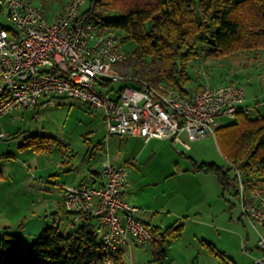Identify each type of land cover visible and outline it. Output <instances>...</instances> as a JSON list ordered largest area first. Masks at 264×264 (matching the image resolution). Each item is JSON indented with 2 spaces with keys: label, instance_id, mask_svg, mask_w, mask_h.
<instances>
[{
  "label": "built area",
  "instance_id": "built-area-1",
  "mask_svg": "<svg viewBox=\"0 0 264 264\" xmlns=\"http://www.w3.org/2000/svg\"><path fill=\"white\" fill-rule=\"evenodd\" d=\"M84 2L63 0L48 17L41 6L26 0H0V11H7L12 23L11 28H0V81L6 93L0 114L53 104V96L72 97L92 112L102 111L107 136L171 139L186 150L189 142L215 137L219 117L234 119L239 110L252 109L244 106V90L231 81L180 89L114 70L128 58L124 33L81 10ZM112 82L124 83L114 95L105 90ZM42 98L49 99L40 102ZM233 170L242 215L264 228V185ZM99 177L97 186L64 185L61 204L76 220L83 214L96 217L103 263L113 264L119 249L131 242L147 245L153 236L137 217L138 208L122 196L127 165L106 159ZM258 244L262 255L250 264H264V235L259 234Z\"/></svg>",
  "mask_w": 264,
  "mask_h": 264
},
{
  "label": "crops",
  "instance_id": "crops-1",
  "mask_svg": "<svg viewBox=\"0 0 264 264\" xmlns=\"http://www.w3.org/2000/svg\"><path fill=\"white\" fill-rule=\"evenodd\" d=\"M47 16L50 17L51 14L47 13ZM251 52L256 55L250 56L249 53ZM257 53L259 52L254 50H240L220 57L208 56L207 54H205L206 58L196 56L188 67L191 84L196 87L212 78H215V81L212 82L231 81L234 84L236 83L233 79L236 78L254 81L260 77L261 72H264V54L258 56ZM205 69L208 70V77L204 73ZM189 85L186 84L185 86ZM238 86L241 87V85ZM2 91L0 81V92ZM113 92L114 90L111 91L112 95H114ZM48 99L42 98L40 102H45ZM254 100V97L246 94L244 106H250L252 109L244 110V112L252 117L264 115L259 108L262 107L261 104L252 103ZM48 105L51 104L39 105V107ZM262 105L264 107V101ZM99 111L103 116L102 111ZM31 135L48 136L51 137L52 141L47 142L44 141L45 139H41L40 143L48 144V146L35 150L32 146L25 145L27 138ZM11 139L14 141L13 145L8 143ZM86 141L89 140L86 139ZM142 141L146 148L144 153L148 151L158 153L171 139H151L149 141L142 139ZM67 144H62L61 139L53 135L42 134L40 131L29 133L26 129L0 130V233L13 235L17 249L18 246L20 248L18 249L19 252H25L41 230L48 225L55 224L63 234L73 232L80 218L76 220L72 214L63 209L61 204L63 186H76L83 182H87L90 186H97L101 183L99 174L103 161L108 159L112 162L110 158L103 157L100 161L96 159L99 163L94 164L90 159L94 158L95 151H91L88 157L87 154L81 156L75 153L70 146L67 147ZM101 144L100 142L94 145L90 144L89 149L91 150V147H94V150L101 149ZM175 145L180 151L184 150L180 145L176 143ZM112 163L131 164L130 161ZM189 163L185 169H181L178 163H175V168L169 176L163 177L162 181H165V184L162 190L158 193L152 191L151 194L142 198L137 192H141V185H136L137 183L131 179V173L128 171V180L122 189V196L138 208L137 217L145 222L151 231L161 233L170 226L180 227V229L173 236L165 237L163 240L161 245L163 255L160 261L156 262L153 259L154 244L152 242L144 246H138L131 242L122 248L125 263L235 264L232 259H228L226 249L219 248L218 243L214 241L219 239L220 234L218 232L223 226L219 223V219L212 215L220 200L227 201L226 196L233 195L239 202L236 182L232 180L235 175L234 170L230 168L229 163L228 169L222 167L223 170H227L229 175L228 182L222 183L216 173L197 169L201 163L215 164L214 162H197L190 158ZM230 171L232 172L230 173ZM254 173L249 178L259 183L258 179L264 176L258 172ZM179 175H185L186 178L182 179L187 180L185 184L187 190L182 193H177L173 185H169V181L173 178L175 182ZM238 205L239 214L235 219L237 221L244 219L240 203ZM233 206L234 204H231L228 208L231 209ZM171 217H173V221L167 222V218ZM190 218L196 224L195 230L190 227V232L199 233L197 237L187 234ZM93 221L97 222L95 219ZM207 232H210L214 239L205 237ZM262 233L264 235V231ZM146 246H148L149 254L138 248H145ZM249 252L254 254L251 256V261L261 255L262 250L258 244V239L256 244L249 247Z\"/></svg>",
  "mask_w": 264,
  "mask_h": 264
},
{
  "label": "trees",
  "instance_id": "trees-1",
  "mask_svg": "<svg viewBox=\"0 0 264 264\" xmlns=\"http://www.w3.org/2000/svg\"><path fill=\"white\" fill-rule=\"evenodd\" d=\"M127 1L89 0L85 9L103 26L122 31L124 39L132 43L127 60L114 67L121 73L183 89L191 82L188 64L198 55L199 45H206V54L214 57L240 50L264 52V0ZM108 85L105 90L118 91L124 83ZM5 98L6 93L0 92V103ZM232 120L215 129L222 155L244 178L254 172L264 176V115L252 117L239 110ZM41 139L52 141L48 136L31 135L25 145L35 150L46 148L48 144H41ZM197 169L216 173L222 183L229 180L227 170L213 163H201ZM232 180L236 182L235 175ZM258 182L264 185V177ZM94 219L93 215H81L75 230L68 234L55 224L48 225L25 252L18 251L13 235L0 233V264H104L100 226ZM179 229L170 226L161 233L152 231L156 262L162 258L165 237ZM123 254L119 249L113 264H127Z\"/></svg>",
  "mask_w": 264,
  "mask_h": 264
},
{
  "label": "rangeland",
  "instance_id": "rangeland-1",
  "mask_svg": "<svg viewBox=\"0 0 264 264\" xmlns=\"http://www.w3.org/2000/svg\"><path fill=\"white\" fill-rule=\"evenodd\" d=\"M26 1L41 6L46 16L47 13H52L59 5L58 0ZM88 6L89 0H85L81 5V10L87 9ZM0 27H12V23L5 10L0 11ZM124 38L125 34L122 39L124 40V47L128 51L131 49L132 43ZM206 49V45H199L197 56L205 57ZM254 51L259 52L257 53L258 56H263L264 54L259 49L258 51ZM253 54L255 53H249L250 56H253ZM209 59L212 60V58ZM189 65L190 63L188 67ZM204 73L207 76L208 70L206 71L205 69ZM233 80L244 89L245 97L248 94L255 98L252 103L261 104L260 106L262 107L259 108L264 113V107L262 105L264 101V72H261L260 77L254 81H245L241 78ZM212 81H215V78L210 79L209 82ZM189 84V86H192L191 82ZM52 99L54 101L53 104L42 108L39 106L25 109L15 108L0 115V130L15 131L16 129H26L29 133H37L40 131L45 135H53L61 139L62 144L68 143L67 147L70 146L75 153L81 156L87 154L88 157L91 151H95L94 158L90 159L94 164L99 163L98 161L103 157H108L115 163L130 161V165L126 164L127 169L131 173V179L137 183L136 185H141V192L139 193L137 191L140 198L151 194L152 191L156 193L160 192L165 184V181H162L163 177L169 176L175 168V163H178L181 169H185L190 164V158L195 159L197 162H214L218 166L228 169V162L222 155L215 137L207 136L189 142L190 148L183 151L176 148L175 143L170 141L158 153H152V151L144 153L146 148L140 137L126 138L119 135L107 136L103 116L99 110L92 112L87 104L72 97H53ZM38 116L41 117L37 119ZM232 121V119L226 117H219L218 126L231 123ZM86 139L91 142L89 143ZM183 139H185L184 135ZM11 140L8 143L13 145L14 141ZM98 142L102 143L101 149L94 150V147H91V150L89 149L90 144L94 145ZM184 176L179 175L175 182L173 178L169 181V185L172 184L177 193H182L184 190H187L185 186L187 180L182 179L186 178ZM226 199L227 201L225 202L220 200L217 203L218 205L213 211L214 214H212L214 218L219 219V223L223 226L218 232L220 234L219 239L214 241L218 243L219 248L226 249L228 259H232L235 264H246L252 260L251 256L254 255L249 252V247L257 243L259 234L263 235L262 232L264 229L259 225L250 223L245 217L239 221L235 220L239 214V202L233 195L226 196ZM231 204H234V206L229 209L228 206ZM205 218L208 219L207 217ZM172 221L173 217L167 218V222L170 223ZM193 222L192 218H190L188 221L189 232L187 234L190 236L196 235L197 237L199 233L190 232V227L192 230L196 228V224ZM198 227H200V224H198ZM205 237L214 239V236L210 232H207ZM138 248L143 251L145 250L146 254L149 252L148 246ZM18 249H20L19 246Z\"/></svg>",
  "mask_w": 264,
  "mask_h": 264
}]
</instances>
